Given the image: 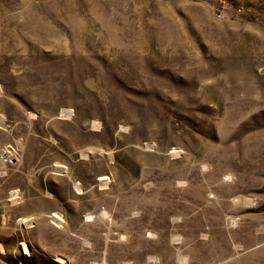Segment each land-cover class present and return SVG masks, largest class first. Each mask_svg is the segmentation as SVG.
<instances>
[{"label":"rangeland","instance_id":"374dc122","mask_svg":"<svg viewBox=\"0 0 264 264\" xmlns=\"http://www.w3.org/2000/svg\"><path fill=\"white\" fill-rule=\"evenodd\" d=\"M0 264H264V0H0Z\"/></svg>","mask_w":264,"mask_h":264},{"label":"bare ground","instance_id":"6f19581e","mask_svg":"<svg viewBox=\"0 0 264 264\" xmlns=\"http://www.w3.org/2000/svg\"><path fill=\"white\" fill-rule=\"evenodd\" d=\"M173 153H176V152H173ZM99 184L105 186V185L107 184V178L104 177V178L100 179V180H99ZM76 189H77L78 191H80L79 188H78L77 186H76ZM102 215H103L104 217H106V213H103ZM52 217H54V219H57L56 216H52ZM22 249H23L24 252H27V248H26L24 245H22Z\"/></svg>","mask_w":264,"mask_h":264}]
</instances>
